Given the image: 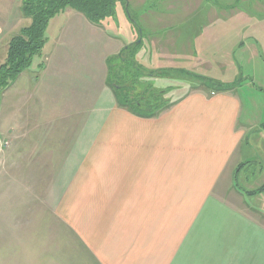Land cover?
Listing matches in <instances>:
<instances>
[{"label": "crops", "instance_id": "crops-1", "mask_svg": "<svg viewBox=\"0 0 264 264\" xmlns=\"http://www.w3.org/2000/svg\"><path fill=\"white\" fill-rule=\"evenodd\" d=\"M22 1L0 0V64L31 23ZM262 22L253 31L264 52ZM105 26L59 13L8 86L0 226L16 231L8 216L16 207L25 229L42 226L43 241L54 227L55 264L77 252L93 264H264V184L245 189L254 160L241 86L251 81L222 80L225 91L202 84L158 116L135 114L107 84L108 57L131 39ZM243 48L251 57L260 50Z\"/></svg>", "mask_w": 264, "mask_h": 264}, {"label": "rangeland", "instance_id": "rangeland-1", "mask_svg": "<svg viewBox=\"0 0 264 264\" xmlns=\"http://www.w3.org/2000/svg\"><path fill=\"white\" fill-rule=\"evenodd\" d=\"M124 1L128 12L125 13L123 5L118 2L114 15L101 23L107 25L105 27L113 36L121 40L131 39L129 44L136 43L123 53V59L134 63L139 73L134 77L129 66L131 63H125L128 67L123 68L127 71L124 81L129 83L131 98L138 99L145 94L151 98L152 104L160 101L165 106L203 88L201 78L214 83H221L222 80L232 82L238 77L251 81L249 89L246 84L241 86V122L248 121L252 127L247 129L251 139L248 148L253 152L250 156L254 160L249 167L250 180H254V184L251 189H245H259L264 184V171L261 169L264 166V52H261L262 44L256 46L263 39L253 30L263 25V0ZM58 17L54 21H58ZM250 24H256L255 28L245 27ZM244 45L260 49L256 51V57L247 56ZM120 51L108 58L116 57ZM235 61L239 62V66H235ZM156 73L158 75L153 76ZM162 91L165 93L156 95ZM7 100L4 91L0 98L2 138L8 130ZM19 202L21 200L14 204L17 206ZM8 216L14 218L12 224L17 225L15 232L8 229L10 224L0 226V264H55L54 227L48 229L43 241L41 225L35 223L31 228L23 227L28 222L23 209L15 207ZM24 233L28 238L30 233L33 234L30 241L25 240ZM40 253L46 255L41 261ZM78 254L73 258H68L70 254L65 259L61 257L59 264H93L91 260H81Z\"/></svg>", "mask_w": 264, "mask_h": 264}, {"label": "trees", "instance_id": "trees-1", "mask_svg": "<svg viewBox=\"0 0 264 264\" xmlns=\"http://www.w3.org/2000/svg\"><path fill=\"white\" fill-rule=\"evenodd\" d=\"M118 2L123 5L125 13L128 12V6L124 0H23L21 11L26 18L31 20V23L29 26L22 28L20 33L8 43L4 62L0 64V98L10 83L26 71L31 66L33 58L40 54L45 43L46 28L52 18L69 8L83 14L92 23L99 24L104 19L111 18L114 15ZM135 44L127 45L121 49L116 57L107 59V84L113 91L120 107L141 116L155 117L168 109L171 104L164 106L160 101L152 104L150 102L151 98L145 94L138 99H133L128 93L129 83L124 81L127 71H123V68L128 67L125 63H131L129 66L134 77L139 74L134 63L123 59V53L130 50V47ZM115 59L116 62H114ZM120 68L122 70L119 71ZM114 75L115 79H113ZM157 75L158 73L153 76ZM201 79L203 84L207 87L210 85V88L216 91L230 89V87L225 88L208 79ZM163 93L165 91L158 92L156 95L159 96Z\"/></svg>", "mask_w": 264, "mask_h": 264}, {"label": "built area", "instance_id": "built-area-1", "mask_svg": "<svg viewBox=\"0 0 264 264\" xmlns=\"http://www.w3.org/2000/svg\"><path fill=\"white\" fill-rule=\"evenodd\" d=\"M10 142L7 138H2L0 135V159L4 155L5 151L9 148Z\"/></svg>", "mask_w": 264, "mask_h": 264}]
</instances>
